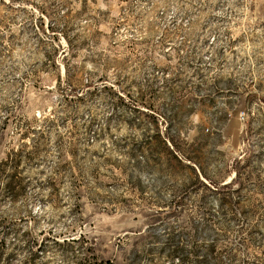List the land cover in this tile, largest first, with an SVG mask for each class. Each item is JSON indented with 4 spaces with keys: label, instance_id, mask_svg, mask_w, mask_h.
<instances>
[{
    "label": "rangeland",
    "instance_id": "374dc122",
    "mask_svg": "<svg viewBox=\"0 0 264 264\" xmlns=\"http://www.w3.org/2000/svg\"><path fill=\"white\" fill-rule=\"evenodd\" d=\"M0 264H264V0H0Z\"/></svg>",
    "mask_w": 264,
    "mask_h": 264
},
{
    "label": "built area",
    "instance_id": "2783aa9c",
    "mask_svg": "<svg viewBox=\"0 0 264 264\" xmlns=\"http://www.w3.org/2000/svg\"><path fill=\"white\" fill-rule=\"evenodd\" d=\"M244 114V113H243ZM244 115H242V117H243Z\"/></svg>",
    "mask_w": 264,
    "mask_h": 264
}]
</instances>
